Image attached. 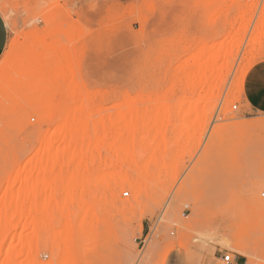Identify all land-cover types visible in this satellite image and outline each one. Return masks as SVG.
I'll list each match as a JSON object with an SVG mask.
<instances>
[{
  "label": "rangeland",
  "instance_id": "obj_1",
  "mask_svg": "<svg viewBox=\"0 0 264 264\" xmlns=\"http://www.w3.org/2000/svg\"><path fill=\"white\" fill-rule=\"evenodd\" d=\"M90 2L82 20L73 0H0V79L31 39L42 72L71 58L74 73L47 121L27 79L0 94V264H264V0ZM141 161L153 179L140 198ZM120 172L132 187L95 185ZM94 198L101 222L81 210L93 228L71 235L72 257L44 228Z\"/></svg>",
  "mask_w": 264,
  "mask_h": 264
},
{
  "label": "bare ground",
  "instance_id": "obj_2",
  "mask_svg": "<svg viewBox=\"0 0 264 264\" xmlns=\"http://www.w3.org/2000/svg\"><path fill=\"white\" fill-rule=\"evenodd\" d=\"M255 6H257L256 3H254V7ZM263 26H264V23H262V27ZM260 28H261V25H260ZM255 42L256 40L254 41V43ZM35 44H36V40L34 39L27 41L26 44H24L21 47L19 55L14 60H12L11 63L8 65V67L4 70V73L2 74L3 76L0 79V85L4 84L3 86H0V94L4 97L11 96V95L14 97V93L17 87L20 86L21 83L26 82V79H27L29 84H28V88L25 91V96L23 95V97L24 98L26 97L27 107L32 112L36 113L39 116L40 122H43V121H47L48 119H50L51 115L54 113L56 106H58V104L55 103L54 100H52V98L55 96V95L53 96V94H56L57 92H59V90L61 89L62 85L65 83L67 78L74 77V73L72 71L73 66L71 67V64H70L71 58L69 56L68 58L70 59L66 60L63 64L61 65L56 64L57 66H54L52 69H50V73L53 75L51 88L39 94L38 96L37 95L34 96L36 92L35 91L36 87L39 86L43 81L45 80L47 81L48 78H50L49 76L50 73H44L40 70L42 66L44 65L47 66L49 59L45 54H43V51L40 52L39 48L37 49L35 47ZM49 64L50 63H48V66H50ZM244 74L245 73H243V77H244ZM33 79H35V81ZM31 96H33L34 98L29 99ZM74 115L75 114H72V116ZM60 132H61L60 134L62 135L64 134L63 130H60ZM144 166H146V163L143 161H141L140 163L136 165L139 172H138V175L136 176V179H134L135 182L132 179L134 182L132 183L134 185L136 184L135 185L136 190L134 194L135 195L138 194L139 197L140 196L142 197L144 195L145 188L148 182L149 181L152 182V179H153L152 178L153 174L143 173L142 169L144 168ZM100 180H102L105 183V187L107 190H112L114 188L123 189V188L128 187L131 182L129 176L121 172L114 174V175L104 174L101 178L95 180L96 182L95 185L100 183ZM130 187H132V185H130ZM83 190L76 192L75 195L72 194L71 198H73L74 200H76L75 198H77L78 199L77 201H81L86 192V191L84 192ZM118 200H119L118 201L119 206L123 210L132 205V201H123L121 199H118ZM58 206L61 207L63 210H65L66 200L65 199L62 200V197H61V201H58ZM97 207H98V201L96 200V198H94L93 200H90L86 204L82 203L71 214L74 217V219L69 220L68 224L60 232L54 233V230L49 227H45L44 229L48 230V232L54 235L55 239L61 243L62 250H67L68 252H70L72 257H74V255H76L79 251L78 249H75L76 248L75 246H70V241L73 242L72 240L73 237L71 239V235H73L76 230L78 232L80 231L90 232L91 228H93V227L87 226L85 222L77 224L78 215L80 214L81 210L85 208L84 216L86 218L84 221L89 220V219H94V220H97L98 222H101V216L96 214ZM75 250L77 251V253L75 252ZM70 264H74V263H70Z\"/></svg>",
  "mask_w": 264,
  "mask_h": 264
},
{
  "label": "snow or ice",
  "instance_id": "obj_3",
  "mask_svg": "<svg viewBox=\"0 0 264 264\" xmlns=\"http://www.w3.org/2000/svg\"><path fill=\"white\" fill-rule=\"evenodd\" d=\"M70 7L73 10V14L75 15L79 12L81 19L83 20L91 12H93L97 6L94 3H91L90 0H73ZM0 27H6L9 32L12 31V25L6 16H0ZM249 101L254 108L256 106V101L253 100L252 97H249ZM260 106L264 107V103H261ZM220 264H232V261L230 258H222Z\"/></svg>",
  "mask_w": 264,
  "mask_h": 264
},
{
  "label": "crops",
  "instance_id": "obj_4",
  "mask_svg": "<svg viewBox=\"0 0 264 264\" xmlns=\"http://www.w3.org/2000/svg\"><path fill=\"white\" fill-rule=\"evenodd\" d=\"M0 16H4V14L0 10ZM10 40V32L6 27H0V56L6 49Z\"/></svg>",
  "mask_w": 264,
  "mask_h": 264
},
{
  "label": "built area",
  "instance_id": "obj_5",
  "mask_svg": "<svg viewBox=\"0 0 264 264\" xmlns=\"http://www.w3.org/2000/svg\"><path fill=\"white\" fill-rule=\"evenodd\" d=\"M124 194H125V195H128V194H129V192H128V191H126V192H124ZM225 258H230V259H231L230 255H226V256H225Z\"/></svg>",
  "mask_w": 264,
  "mask_h": 264
}]
</instances>
